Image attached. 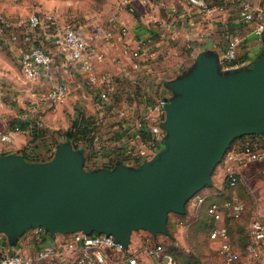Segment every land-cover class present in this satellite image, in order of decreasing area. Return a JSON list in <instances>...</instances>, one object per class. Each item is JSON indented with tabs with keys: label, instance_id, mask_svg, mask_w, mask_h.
Instances as JSON below:
<instances>
[{
	"label": "crops",
	"instance_id": "1",
	"mask_svg": "<svg viewBox=\"0 0 264 264\" xmlns=\"http://www.w3.org/2000/svg\"><path fill=\"white\" fill-rule=\"evenodd\" d=\"M206 1L210 5L209 10L191 5L186 0H154L151 3L132 0V9L121 1L114 0L109 5L111 13L95 12L85 17V11L76 13L73 9L71 13L62 15L84 16L79 23L87 36H91L99 25H109L113 29L110 39H93L97 50L103 52V59L94 61L99 75L95 83L85 80L84 74L79 71L70 56L59 51L53 43L54 33L65 25V21L53 20L47 33L37 32L36 36L32 35L34 43L28 44H40L39 46L51 54L52 61L48 67H40L38 75L33 79L24 75L29 80L26 87L28 97L23 100L25 105L18 99L19 104H8L11 108H6L4 113H0V132L9 131L13 138L12 142L0 141V154L17 152L25 154L28 160H46L50 158L57 142L66 140L58 132L65 131L75 119L83 117L93 121V136H90L89 141H69L73 146L75 144V148L83 151L86 169L111 168L117 162L136 166L142 159L135 154L139 142L136 134L141 133L143 137L149 135L147 124L137 129L136 121L143 118L151 103L160 97L168 98L171 95L170 89L165 85L166 81L187 70L198 51H212L218 55L220 61L228 40L232 36H238L240 40L235 62L250 66L264 53V31L257 34L254 32L255 21L247 22L237 18L239 0ZM248 1L255 6L264 7V0ZM155 23L167 27L161 29ZM122 25L127 28L125 34L120 32ZM26 38L28 37L25 36L24 40ZM43 41L46 43L43 44ZM176 42L184 45L185 54L173 63L169 59V50ZM139 44L141 54L135 58L138 66L134 67L132 58L123 53V48H136ZM32 46L18 48L19 56ZM13 73L17 74L15 71ZM18 73L20 74L19 71ZM60 80L67 81L68 93L62 101L50 105L43 99V95ZM15 82L17 89H20V80L15 78ZM101 91L107 92L108 100L100 98ZM110 104L112 108L116 107L114 109L117 113L112 112ZM86 107L89 111H86ZM123 109L126 116L119 113ZM15 118L36 120L44 130V137L30 141L29 129L11 128ZM67 118L70 119L68 124ZM61 123L63 125H60ZM157 150L154 149L155 152ZM242 166L238 163L232 164L236 171ZM224 169L223 162L222 170ZM217 182H210L206 196L216 194L217 188H220ZM187 204L184 214L172 219L170 213L168 214L167 225H170V230L183 228L184 231L185 226L179 224V218L190 220L195 217L196 210L190 204L187 208ZM257 212L259 217L264 218V208L260 207ZM133 232L124 253L136 255L144 264H156V259L144 251V242L146 239L154 241L158 234L153 237V234L147 231L148 235L138 233L133 237ZM69 237L70 233L51 234L44 229L37 231L35 227L27 229L14 240L0 232V254L13 251L33 253L49 245L60 251L59 257L53 263L41 264H72L75 253L64 250L62 245ZM121 256L122 253H111L104 264H124ZM258 261L259 264H264V255H261Z\"/></svg>",
	"mask_w": 264,
	"mask_h": 264
},
{
	"label": "water",
	"instance_id": "2",
	"mask_svg": "<svg viewBox=\"0 0 264 264\" xmlns=\"http://www.w3.org/2000/svg\"><path fill=\"white\" fill-rule=\"evenodd\" d=\"M165 85L163 146L136 166L86 169L69 140L46 160L0 154V232L10 240L32 227L105 233L124 249L133 231L166 234L168 214L185 213L233 140L264 136V53L250 66L222 70L216 53L198 51Z\"/></svg>",
	"mask_w": 264,
	"mask_h": 264
},
{
	"label": "built area",
	"instance_id": "3",
	"mask_svg": "<svg viewBox=\"0 0 264 264\" xmlns=\"http://www.w3.org/2000/svg\"><path fill=\"white\" fill-rule=\"evenodd\" d=\"M142 1L144 3H151L154 0ZM186 1L202 9H210V5L206 0ZM122 2L132 9V0H123ZM237 18L247 22L255 21L254 32L257 34L264 31V7L261 5L255 6L248 0H239ZM50 20H52V18L51 15L48 14L41 15L39 13H33L28 17V23L31 27H37L42 22H48ZM126 30L127 28L125 25L120 27V32L122 34H125ZM112 32L113 29L109 25H99L94 29V33L91 36H87L83 32L81 23H67L54 33L53 43L59 51L67 53L70 56L79 71L84 74L85 80L95 83L99 75L95 69L94 61L102 60L103 52L97 50L93 39L102 38L108 40L112 37ZM239 40L238 36H232L228 40L220 59L222 70L244 65V63H237L234 61ZM140 47L141 44L136 48H131L129 46L123 48V53L132 58V65L134 67L138 66V61L135 58L141 54ZM51 61V54L45 48L41 46H32L21 53V70L28 79H33L38 75L39 68L48 67ZM68 89L69 85L67 81L60 80L48 89L43 95V99L47 100L50 105L60 102L67 95ZM99 96L103 100H108L109 98L106 91H101ZM167 100V97H160L155 102L151 103L143 118L138 119L135 123L137 129L143 126L145 127L144 124H147L146 127L149 134L148 137H143L141 133L136 134L139 142L135 154L138 157H142V159L137 162V165L143 160L152 157L155 153V148L159 150L163 146L162 139L165 136V130L162 127V121L165 117L164 105ZM119 113L126 116V111L124 109L120 110ZM14 129L19 130L17 126L14 127ZM12 140L13 138L9 131L0 132V141L12 142ZM86 150H88V148ZM222 160L225 163L228 184L232 187L238 180V173L232 167V164L238 163L246 165L251 161L264 160V147L261 145L259 137L246 138L238 143L233 142L225 151ZM203 200L204 195L198 191L188 200V203L196 210ZM242 207V201L236 197L221 203L213 201L207 206V212L215 221L214 226L209 231V238L218 243L217 253L221 258V264H231L237 256V252L230 243L229 233L223 221L225 209H227L231 215L237 217ZM249 227L252 241L246 249L249 257L248 264H259V257L264 255V218L255 216L251 220ZM35 228L37 231L43 229L42 227ZM62 245L64 250L75 253L72 264H104L108 261L111 253H122L121 259L124 264H144L136 255L125 254V249L122 244L115 241L114 237L110 234H88L82 230H77L70 232V237L67 238ZM144 251L156 259V264H176L175 257L162 243H154L146 239L144 242ZM59 254L60 251L47 245L33 253L13 251L0 254V264L53 263L57 260Z\"/></svg>",
	"mask_w": 264,
	"mask_h": 264
},
{
	"label": "rangeland",
	"instance_id": "4",
	"mask_svg": "<svg viewBox=\"0 0 264 264\" xmlns=\"http://www.w3.org/2000/svg\"><path fill=\"white\" fill-rule=\"evenodd\" d=\"M113 1L114 0H0V113H4L3 111L6 108H11L9 105L18 103V99H20L21 103H24L23 100L28 97L26 87L28 86L29 80L24 76L21 70L18 51L23 47L32 46L28 44L34 43V41H32V35L36 36L37 32L47 33L48 28H50L49 25H52L51 21L53 20L65 21V24L81 22L79 20L81 17L84 18V16L79 17V14L62 16L71 13L73 9H75L76 13L77 11H85V17L87 14L91 15L95 12L108 11L111 13L109 5L113 3ZM116 1H121L123 4V0ZM33 13L51 15L52 20L42 22L35 27V29H32L28 23V17ZM155 24L161 29L167 27L163 24ZM25 36L28 38L24 40ZM43 42V44L46 43L45 41ZM39 45L40 44H36L35 46ZM183 46L181 42H176L171 45L169 59L172 60L173 63L182 58V55L185 54ZM14 71L17 72L18 75L14 74ZM10 75H12V77ZM15 78L17 81L20 80L21 84H18L20 85V89L16 87L17 83L15 82ZM110 107L112 108L111 104ZM114 108H112V112L115 111L117 113ZM86 111H89V108L86 107ZM66 122L68 124L70 119L67 118ZM60 125H63V123ZM241 141L242 140L237 139L233 142L238 143ZM222 167L223 160L214 167L211 174V183H215L219 179L217 183L220 188H217L214 196L208 195L207 197L209 198L208 201L214 200L218 203L236 197L244 204L240 218L236 220L231 218L228 215V210L225 209L223 219V221L228 223L231 234L230 237H233V245L239 252L233 264H244L247 260V256L243 248L249 238V222L252 217L258 216L257 210L260 207L264 208V160L251 161L243 165L239 171L237 170L238 180L232 187L228 185L227 180L225 182L226 185H224L226 172L225 169L222 170ZM209 188L210 186H205L199 191L206 197V191ZM188 205L189 203L187 204V208L189 207ZM203 209L205 210V205L201 207L202 211ZM178 215L180 216L182 214L171 212L170 219ZM203 217L204 215H202L198 223L195 222L193 224L190 223L192 218L190 220L179 218V224H182L183 227L185 226L184 231L183 228L180 230H170L173 235L170 237L158 234L152 242H161L168 250L172 251L176 256V264H221V258L217 253L218 243L208 237V230L213 222L210 220L208 214H206V218L202 219ZM138 233H142L141 235H148V232L145 230H137L133 232V237H136Z\"/></svg>",
	"mask_w": 264,
	"mask_h": 264
},
{
	"label": "trees",
	"instance_id": "5",
	"mask_svg": "<svg viewBox=\"0 0 264 264\" xmlns=\"http://www.w3.org/2000/svg\"><path fill=\"white\" fill-rule=\"evenodd\" d=\"M29 124H30V126H29ZM18 127V128H20V129H29L30 130V135H31V140L30 141H32V140H34V139H37V138H39V139H42L43 137H44V130H43V128L41 127V126H39L38 125V123H37V121L36 120H26V119H21V118H15L14 120H13V122H12V125H11V128H14V127ZM93 127H94V125H93V121H89V120H85V118H80V119H75L73 122H72V124L70 125V127L69 128H67L65 131H63V132H58V133H60L61 135H63L64 136V138L66 139V140H79V139H81V140H83V141H89V138H90V136H93ZM253 137H259L260 138V141H261V145L264 147V136H262V135H260V134H245V135H241V136H239V137H236L233 141H235V140H237V139H240V140H244V139H246V138H253ZM61 141H59V142H57V145L60 143ZM233 143V142H232ZM74 146H75V144H74ZM76 147V146H75ZM25 155V154H24ZM25 157H26V155H25ZM26 158H28V157H26ZM226 180H227V183H228V177H227V175H225V180H224V185H226ZM210 185V183L208 184V185H206V186H209ZM229 185V184H228ZM208 196V195H207ZM205 197L204 198V200H203V202L201 203V205L196 209V215H195V217L192 219V221L190 222V223H195V222H197L198 223V221L199 220H201V217H202V215H204V217L202 218V219H204V218H206V214H208V216H209V218H210V220L213 222L212 223V225H211V227L209 228V230H208V237H209V231H210V229L214 226V219H213V217L207 212V206L209 205V203H211V202H213L214 200H211V201H208V197ZM210 196V195H209ZM223 201H225V200H223ZM222 201V202H223ZM205 205V210L203 209V211L201 210V207H203ZM244 205V204H243ZM243 208L244 207H242V210H241V212H240V214L237 216V217H234L233 215H231L230 213H229V211H228V215L231 217V218H233V219H238V218H240L241 217V214H242V211H243ZM200 213V214H199ZM254 217H252L251 218V220L253 219ZM251 220H250V222H251ZM250 222H249V225H250ZM224 223H225V225H226V227H227V230H228V233H229V239H230V243H231V245H232V247H233V249L237 252V256L234 258V260L231 262V264H233L235 261H236V259H237V257H238V254H239V252H238V249H235V247H234V243H233V237L231 238L230 237V229H229V226H228V223L227 222H225L224 221ZM168 224V223H167ZM189 226V225H188ZM167 229H168V232L165 234L166 236H168V237H170L171 236V233H170V225H167ZM249 232H250V227H249V230H248ZM153 237L155 236V235H152ZM155 238V237H154ZM251 241H252V237H251V233H249V238H248V241L245 243L246 245H245V247L243 248L244 249V252H245V255L247 256V260L244 262V264H248V262H249V257H248V254H247V246L251 243ZM155 243H161V242H155ZM163 244V243H162ZM165 247V246H164ZM166 248V247H165ZM167 249V248H166ZM168 250V249H167ZM171 254H173V256L175 257V259H176V256H175V254L172 252V251H170V250H168Z\"/></svg>",
	"mask_w": 264,
	"mask_h": 264
}]
</instances>
